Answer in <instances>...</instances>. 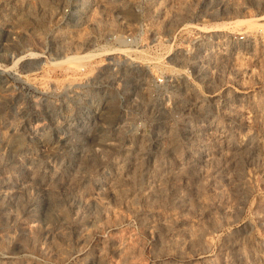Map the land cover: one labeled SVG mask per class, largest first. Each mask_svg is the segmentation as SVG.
<instances>
[{
  "label": "rangeland",
  "instance_id": "1",
  "mask_svg": "<svg viewBox=\"0 0 264 264\" xmlns=\"http://www.w3.org/2000/svg\"><path fill=\"white\" fill-rule=\"evenodd\" d=\"M0 264H264V0H0Z\"/></svg>",
  "mask_w": 264,
  "mask_h": 264
},
{
  "label": "built area",
  "instance_id": "2",
  "mask_svg": "<svg viewBox=\"0 0 264 264\" xmlns=\"http://www.w3.org/2000/svg\"><path fill=\"white\" fill-rule=\"evenodd\" d=\"M163 77H157L156 79H155V83H158V84H163Z\"/></svg>",
  "mask_w": 264,
  "mask_h": 264
},
{
  "label": "bare ground",
  "instance_id": "3",
  "mask_svg": "<svg viewBox=\"0 0 264 264\" xmlns=\"http://www.w3.org/2000/svg\"><path fill=\"white\" fill-rule=\"evenodd\" d=\"M84 57V56H83ZM77 58H79V57H77ZM88 59V58H87Z\"/></svg>",
  "mask_w": 264,
  "mask_h": 264
}]
</instances>
